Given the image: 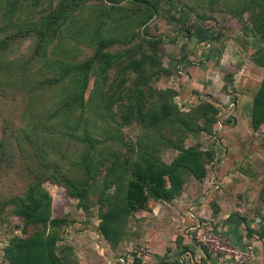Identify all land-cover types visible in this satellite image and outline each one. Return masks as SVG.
I'll list each match as a JSON object with an SVG mask.
<instances>
[{"label":"rangeland","instance_id":"374dc122","mask_svg":"<svg viewBox=\"0 0 264 264\" xmlns=\"http://www.w3.org/2000/svg\"><path fill=\"white\" fill-rule=\"evenodd\" d=\"M28 32L0 46V260H8L5 250L17 239L51 232L64 264L104 261L111 250L115 259L125 255L133 264V251L147 248L137 241L151 229V216L125 214L116 226L124 239L115 248L102 234L101 212L123 208L112 198L118 184L106 182L113 160L119 167L155 155L171 163L176 147L199 149L208 174L201 183L186 175L182 196L188 201L166 205L173 214L202 201L215 214L230 190L226 179L239 181L247 170L264 182V130L252 124L264 81V0H0V42ZM109 37L119 41L92 65L86 90L80 72L45 84L65 66L93 58ZM142 59L150 62L136 71L131 63ZM149 73L146 90L154 94L146 110L160 111L168 95L174 115L154 128L137 121L124 125L128 105L139 100L129 89ZM87 139L95 146V169L81 200L55 180L62 172L84 182L80 163ZM31 183L50 195L53 218L63 222L30 224L20 215L14 199L24 197ZM104 223L113 227L107 217ZM254 251L245 264H264V243Z\"/></svg>","mask_w":264,"mask_h":264},{"label":"trees","instance_id":"16d2710c","mask_svg":"<svg viewBox=\"0 0 264 264\" xmlns=\"http://www.w3.org/2000/svg\"><path fill=\"white\" fill-rule=\"evenodd\" d=\"M41 33L37 32L43 38L45 34ZM30 34L31 32L12 34L7 39L1 41L0 46L8 40H13L20 36L25 37ZM118 41L119 39L113 37L102 38L93 58H89L82 63L73 64L70 68L65 66L61 74L57 77L46 79L44 81L45 84L50 86L60 84L67 77H73L76 73L80 72L83 76V89L86 90L89 84L92 65L103 57L108 47ZM37 52H39V45L34 54H37ZM148 62L150 61L142 59L133 61L131 64L135 67L136 71L141 72L143 66L146 67ZM151 66L157 67L158 65L152 64ZM153 74L149 73L145 77L146 81L137 83L135 89H129L131 90V94L139 96V100L136 107L132 104L128 105L131 115L124 125L130 124L132 121H137L144 127L154 128L158 123L167 124L174 115L173 111H175L176 105L171 99V96L168 95L163 101L160 111L159 109L158 111L146 110L149 108L147 105L154 94L152 89L148 91L149 94L146 90ZM79 101V105L83 109L85 104L83 90ZM74 109L75 107H69L67 111L70 110L73 113ZM79 119H82L81 115ZM252 124L255 129L259 130L263 128L264 130V81L257 90L254 98ZM86 142L88 143V153L84 161L80 163L86 170V179L84 182H79V180L62 172L59 173L60 178L55 180L56 183L65 186L71 195L77 196L81 200H84L89 192V182L94 179L95 169L93 163L90 161V156L95 146L89 139ZM165 148L168 149L170 146L167 145ZM176 149L179 150V154L171 163L162 161L154 155L152 157L154 161L149 157H145L141 160V164H134L127 161L125 166L119 165L118 167L115 160H113L111 166L108 167L106 182L108 184L114 182L118 184V196H113L112 198L117 204L121 203L123 208L117 211H109L106 213V216L102 211L100 230L105 238L114 245V248L124 239L122 238L123 236L120 237L122 235L120 228L118 229L116 226L120 227L124 224V217L127 214L131 216L139 211L150 210V202L152 200L172 202L182 196L187 181L186 175H192L197 181H202L207 176L206 166L208 162L204 160L203 153L199 149L195 147L186 148L184 145L176 147ZM113 174H116L114 178L112 177ZM14 200L20 211V215L26 219L27 223L47 224L52 222L53 224H59L63 222L58 218H53L51 197L36 184L31 183L26 195L24 197H15ZM106 217L110 220V224L113 225L112 228L105 226L104 221ZM56 241L57 239L54 233L51 232L32 235L27 239H17L15 244L9 245L5 250L6 258H8L7 264H64L61 257L58 256ZM135 260L140 261L141 264L143 263V259L138 257L137 254Z\"/></svg>","mask_w":264,"mask_h":264},{"label":"crops","instance_id":"0c3cea01","mask_svg":"<svg viewBox=\"0 0 264 264\" xmlns=\"http://www.w3.org/2000/svg\"><path fill=\"white\" fill-rule=\"evenodd\" d=\"M262 140H264V133H262ZM256 177L254 172L247 170L241 175L239 181L233 177L226 179L225 186L230 190L225 195L226 199L220 208H214L215 214L213 210H207L209 203L207 204L206 201L197 202L195 205L191 202L188 211L184 214L168 212L166 205L186 204L188 201L186 195L172 202L152 200L151 209L147 210L145 215L151 216L148 217L151 229L146 230L144 236L137 241L146 244L150 251L149 260L145 263L182 264L184 257L191 256L195 264H230L232 261L222 252L205 246L202 239L212 235L224 236L231 245L240 249H244L249 244L259 248L260 244L264 243V234H262L264 231L262 226L264 224V182H256ZM198 182L201 183V181ZM213 184H216V188H221L218 181ZM211 207L212 205L210 209ZM114 254L115 252L111 250L104 261L93 264H107L110 260L118 264L115 262ZM7 262L2 255L0 264H7ZM133 264H141V262L135 260Z\"/></svg>","mask_w":264,"mask_h":264},{"label":"built area","instance_id":"2783aa9c","mask_svg":"<svg viewBox=\"0 0 264 264\" xmlns=\"http://www.w3.org/2000/svg\"><path fill=\"white\" fill-rule=\"evenodd\" d=\"M202 240H204L206 245H210V249H214V251L222 252L228 259H230L232 262L230 264H245L249 262L255 255L254 251V245L249 244L244 249H240L237 247H234L231 245L229 240L227 238L219 236H205ZM133 254H137L138 257L143 259L144 264H148V262L145 263V261L149 260L148 257L150 256V251L148 248H141L136 249L133 251ZM125 255H122L121 257H118L115 261L118 264H129L128 263V256L124 257ZM130 256V255H129ZM107 264H114L112 260H110ZM151 264H175V263H166V262H153ZM182 264H195L194 260L191 256H186L182 260Z\"/></svg>","mask_w":264,"mask_h":264}]
</instances>
